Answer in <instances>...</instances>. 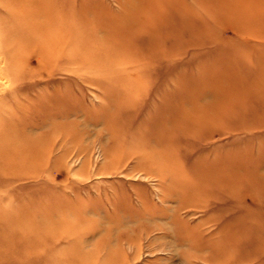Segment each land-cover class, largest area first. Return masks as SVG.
I'll return each instance as SVG.
<instances>
[{
	"label": "rangeland",
	"instance_id": "rangeland-1",
	"mask_svg": "<svg viewBox=\"0 0 264 264\" xmlns=\"http://www.w3.org/2000/svg\"><path fill=\"white\" fill-rule=\"evenodd\" d=\"M0 264H264V0H0Z\"/></svg>",
	"mask_w": 264,
	"mask_h": 264
}]
</instances>
